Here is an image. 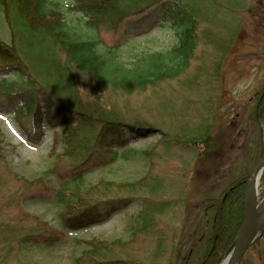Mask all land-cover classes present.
<instances>
[{
	"label": "trees",
	"instance_id": "trees-1",
	"mask_svg": "<svg viewBox=\"0 0 264 264\" xmlns=\"http://www.w3.org/2000/svg\"><path fill=\"white\" fill-rule=\"evenodd\" d=\"M249 1L0 0V106L11 108L24 122L37 127L46 122L62 131L49 151L53 164L32 180L15 173L14 180L28 191L49 193L63 227L71 231L100 224L138 198L128 237L74 240L79 252L72 264H218L238 232L247 179L262 156L264 80L245 101L248 109L240 127L217 116L219 96H204V108L192 116L183 114L187 105L195 104L185 96L178 97L179 108L164 106L160 154L130 145L132 139L159 129L147 118L129 115L113 97L180 79L194 61L191 78L179 80L181 86H200L198 79L205 74L202 91L212 95L217 71L250 11ZM153 5L158 12L150 24H129L114 45L103 42L102 30L118 28ZM158 26L175 32V44L167 50L135 52L131 63H124L123 46ZM216 118L223 122L222 138L213 135ZM40 135L27 131L36 143ZM2 143L4 206L25 198L2 183L3 169H8ZM134 159L150 167L163 163L133 181L86 179L90 171ZM195 163L202 165L201 172ZM65 237L21 211L16 219L0 218V257H18L28 246L52 250ZM143 241L148 245L138 246Z\"/></svg>",
	"mask_w": 264,
	"mask_h": 264
},
{
	"label": "rangeland",
	"instance_id": "rangeland-1",
	"mask_svg": "<svg viewBox=\"0 0 264 264\" xmlns=\"http://www.w3.org/2000/svg\"><path fill=\"white\" fill-rule=\"evenodd\" d=\"M56 1L65 4L69 0ZM249 2L250 11L244 15L239 36L223 66L217 71L218 73L215 77L218 81V84H215L217 89L212 95L202 91L204 88L202 82L205 74H202L198 79L200 86L193 85L194 88L191 90L190 87H186L187 85L181 86L179 80L185 81L191 78L192 75L190 74L194 71L193 66L196 65L194 61L180 79L174 78L162 81L158 87L148 88L140 94L132 93L130 95H116L113 97L118 106L127 111L129 115L147 118L150 122L156 124L157 129H159L146 137L132 139L130 145L140 150L156 149L160 154L162 148L159 142L163 135L161 131L166 130V127L160 124L163 115H166L162 108L164 106H177L179 108L178 97L180 96H185L188 100L187 102L191 100L195 102L194 105L186 104L187 106L183 112L184 115L192 116L194 112H198V110L204 108L206 103L203 98L204 96H219L218 107L216 106L217 116L222 114L224 116V119H222L224 123L230 119L234 121V125L238 124L239 127L242 123H245L244 118L248 109L245 101L251 99V96H255L264 80V0H250ZM157 12L156 5H153L144 12L129 17L118 28L102 30L100 37L106 45H114L120 35L127 29V25L134 24L140 27L150 24ZM176 39L175 32L172 29L155 27L147 33L134 35L129 43L122 44L124 45L122 59L124 63L130 64L135 52L137 53L142 50H167L175 44ZM158 100L159 110L156 108ZM196 107L198 108L196 109ZM216 119L218 121L213 129V135L222 138L223 127L220 124L222 121L218 118ZM263 122L264 117L262 126ZM27 131L32 132L31 123L28 120L24 122L13 115L11 108L0 106V140L4 142L2 144L8 162V169H3L4 171L1 176L2 183H4V186L9 187V192H18L25 198L23 200L11 201L4 206L0 205V218L2 220L16 219L21 211L26 212L25 203L31 201L52 204L59 213V207L55 204L49 193H44V191L40 190L28 191L24 189L26 187L24 184L14 180V173L24 179L32 180L53 164V160L49 156L50 150L47 152L42 151L39 147V142L36 143L29 139ZM61 132L60 129L56 136L60 138ZM56 152H61L60 146H57ZM33 156L37 158L34 160ZM184 157L185 159H190V155H184ZM65 162L68 163V161ZM162 163L159 160V165L155 164L154 167H150L147 162L141 159L119 161L108 167L90 171L86 179L91 183H95L100 179L133 181L146 174L149 169L153 168L152 171L155 172L160 168ZM194 165L198 172H201L202 165L200 163H195ZM2 167L5 168L4 166ZM51 182L54 181L51 179L50 184ZM257 191V203H259L264 197V172L259 179ZM28 194H34L35 196L27 198ZM137 194L134 195L136 196ZM134 199L128 207L117 212L104 222L75 231L64 228L57 213L60 226L56 228L50 227L65 234L66 241L63 244L48 251L28 246L23 248L18 257L12 254L9 257L2 255L0 257V264H72L73 257L77 256L79 252V248L74 244L78 240H90L92 238L106 240L114 238L126 239L128 237L126 233L127 225L131 217L139 209V203L136 200L138 198ZM28 215L33 217L29 213ZM146 245H148V241L138 244L140 247ZM225 253L218 264L221 263ZM241 264H264V224L259 235L243 256Z\"/></svg>",
	"mask_w": 264,
	"mask_h": 264
},
{
	"label": "water",
	"instance_id": "water-1",
	"mask_svg": "<svg viewBox=\"0 0 264 264\" xmlns=\"http://www.w3.org/2000/svg\"><path fill=\"white\" fill-rule=\"evenodd\" d=\"M264 172V122L263 152L247 179L244 192V212L241 224L234 240L229 245L223 259L230 252L228 264H240L244 254L257 238L264 224V197L257 203V187ZM222 259V260H223ZM222 262V261H221ZM221 264V263H220Z\"/></svg>",
	"mask_w": 264,
	"mask_h": 264
},
{
	"label": "clouds",
	"instance_id": "clouds-1",
	"mask_svg": "<svg viewBox=\"0 0 264 264\" xmlns=\"http://www.w3.org/2000/svg\"><path fill=\"white\" fill-rule=\"evenodd\" d=\"M61 129L58 125H49L46 122H42L39 127L33 122L31 124V131L41 133L39 136V147L42 151L47 152L52 149L56 142L57 132ZM34 160L37 158L32 157ZM25 211L30 215L40 217L44 222L48 223L50 226L56 228L59 227V220L57 218L58 210L54 205L43 203L39 201L26 202Z\"/></svg>",
	"mask_w": 264,
	"mask_h": 264
},
{
	"label": "bare ground",
	"instance_id": "bare-ground-1",
	"mask_svg": "<svg viewBox=\"0 0 264 264\" xmlns=\"http://www.w3.org/2000/svg\"><path fill=\"white\" fill-rule=\"evenodd\" d=\"M229 256H230V252L227 253L225 258L222 260L221 264H228Z\"/></svg>",
	"mask_w": 264,
	"mask_h": 264
}]
</instances>
